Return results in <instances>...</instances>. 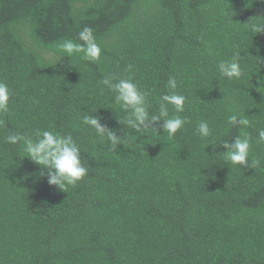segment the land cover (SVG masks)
<instances>
[{
	"label": "trees",
	"instance_id": "16d2710c",
	"mask_svg": "<svg viewBox=\"0 0 264 264\" xmlns=\"http://www.w3.org/2000/svg\"><path fill=\"white\" fill-rule=\"evenodd\" d=\"M264 0H0V82L10 91L0 127V264H264ZM93 29L99 62L66 56L65 40ZM211 49V54H209ZM241 53L244 76L217 65ZM129 65L132 66L129 71ZM105 77L131 79L150 112L160 98L186 97L190 123L174 137L125 128L112 150L83 124L90 113L119 130L128 112ZM96 110V111H95ZM95 111V112H94ZM169 116L177 115L171 105ZM250 120L234 127L230 115ZM207 121L211 135L196 133ZM71 134L88 175L63 192L25 157L11 134ZM250 143V164L227 161L223 142Z\"/></svg>",
	"mask_w": 264,
	"mask_h": 264
},
{
	"label": "clouds",
	"instance_id": "9594fccd",
	"mask_svg": "<svg viewBox=\"0 0 264 264\" xmlns=\"http://www.w3.org/2000/svg\"><path fill=\"white\" fill-rule=\"evenodd\" d=\"M250 31L253 33L264 32V25L251 24ZM81 44L74 43L72 40H65L60 48L66 56L71 57L74 54L83 53V58L90 62H99L101 59V47L96 42L93 35V29L84 27L79 32ZM209 49V54H211ZM254 63L257 73L260 72L258 65H264V58L254 57ZM241 53L234 52L230 60L221 61L217 65L221 76L228 80H239L244 76V70L241 67ZM132 66L129 65V71ZM264 88V76H259L257 81ZM109 90L115 93V102L121 106L128 116L124 120L118 118L119 123L124 127L119 131L108 128L101 123V117L93 116L90 113L81 117V122L94 129L97 136L106 139L112 150L118 149V146L125 145L128 142V133L125 128H131L136 132L147 135L149 131L158 133L155 125L163 122L161 127L163 132L171 138L190 121L181 117L179 113L185 111L186 97L176 92L178 87L174 77H170L167 82L169 93L160 98L159 112H150V106L147 103L146 94L140 91L138 86L131 79H120L113 82V78L105 77L100 81ZM10 91L8 86L0 82V127L5 126L2 116L9 111ZM171 105L177 115L169 116L168 106ZM96 111V110H95ZM94 111V112H95ZM228 123L234 127L246 128L250 126V120L245 116L238 114L230 115ZM196 133L201 137L207 138L211 135V129L207 121L201 120L196 127ZM6 142L10 144L22 143L23 151L36 165L40 167L37 174V183L42 178H47L50 187L54 186L60 191L71 186L75 187L88 175V168L84 165L82 151L76 140L71 134H60L50 130H37L35 139L22 134H11L6 137ZM258 142L264 143V129L259 130ZM227 149L225 153L227 161L238 167H253L259 164V161H253L250 164V143L248 138L237 136L232 142L225 141L221 144Z\"/></svg>",
	"mask_w": 264,
	"mask_h": 264
}]
</instances>
